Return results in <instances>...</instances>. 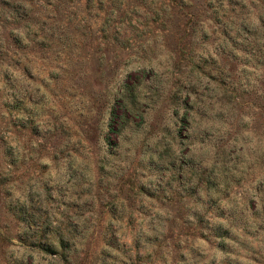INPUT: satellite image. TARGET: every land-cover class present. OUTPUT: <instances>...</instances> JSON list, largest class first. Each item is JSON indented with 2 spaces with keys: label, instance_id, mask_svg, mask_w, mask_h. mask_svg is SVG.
Wrapping results in <instances>:
<instances>
[{
  "label": "rangeland",
  "instance_id": "rangeland-1",
  "mask_svg": "<svg viewBox=\"0 0 264 264\" xmlns=\"http://www.w3.org/2000/svg\"><path fill=\"white\" fill-rule=\"evenodd\" d=\"M0 264H264V0H0Z\"/></svg>",
  "mask_w": 264,
  "mask_h": 264
}]
</instances>
